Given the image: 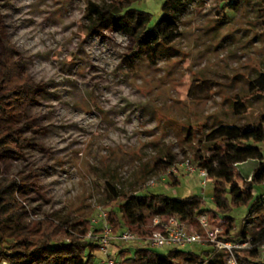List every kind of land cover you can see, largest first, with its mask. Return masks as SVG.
I'll return each mask as SVG.
<instances>
[{
  "label": "rangeland",
  "instance_id": "obj_1",
  "mask_svg": "<svg viewBox=\"0 0 264 264\" xmlns=\"http://www.w3.org/2000/svg\"><path fill=\"white\" fill-rule=\"evenodd\" d=\"M98 1L0 0V31L36 85L25 118L14 125L24 144L16 159L0 160L2 172L22 179L20 199L32 223L94 220L102 207L112 226L111 187L130 196H198L215 210L212 182L204 185L189 167L199 169L198 156L210 155L203 141L213 128L264 118V96L248 90L264 74L262 0H193L177 22L178 37L150 55L118 29L89 31L86 8ZM164 2L140 0L138 7L155 21ZM238 100L244 103L240 115L233 108ZM256 164L240 165L243 177ZM171 175L179 185L171 186ZM214 213L207 214L211 227L225 230ZM226 215L236 226L231 242L253 236L264 226V197ZM129 244L141 246L114 240L111 257ZM208 245L184 250L200 252ZM104 259L96 255L97 264Z\"/></svg>",
  "mask_w": 264,
  "mask_h": 264
},
{
  "label": "trees",
  "instance_id": "obj_2",
  "mask_svg": "<svg viewBox=\"0 0 264 264\" xmlns=\"http://www.w3.org/2000/svg\"><path fill=\"white\" fill-rule=\"evenodd\" d=\"M139 1L89 2L85 13L89 31L118 29L138 49L150 55L178 37L177 22L193 2L165 0L162 15L154 21L153 14L138 7ZM259 11L264 24V0ZM0 44V160L12 161L24 144L14 125L25 118L36 85L22 70L14 56L15 45L2 31ZM263 84L264 74H260L256 81L249 83L248 90L264 96ZM243 106V101H235L234 114L240 115ZM203 147L210 155L198 156L196 163L199 169L206 170L207 179L213 184L215 210L206 209L204 200L198 196L174 198L149 191L130 196L111 187L109 203H115L111 210L114 233L128 230L146 238L152 233L150 225L155 217L161 220L175 217L201 229L199 218L215 212L214 216H222L226 223L219 238L229 241L236 226L226 214L243 206L252 208L264 195V118L258 124L244 127L219 125L205 136ZM249 161L256 162V167L243 177L239 166ZM171 178V186L180 184L176 177L171 175ZM24 190L21 178L5 175L0 167V264H97L96 255L100 251L95 238L101 233L100 225L89 219L69 224L46 218L32 223L30 211L20 199ZM252 237L253 247L233 250L238 264H264V255L256 245L264 241V226ZM223 253L211 243L200 252L170 249L166 255L153 248L129 244L118 248L114 257L123 264H175L178 259L190 260L193 264H227L229 255Z\"/></svg>",
  "mask_w": 264,
  "mask_h": 264
},
{
  "label": "built area",
  "instance_id": "obj_3",
  "mask_svg": "<svg viewBox=\"0 0 264 264\" xmlns=\"http://www.w3.org/2000/svg\"><path fill=\"white\" fill-rule=\"evenodd\" d=\"M192 173L198 172L204 179L203 184L206 185L207 172L203 169H193L189 167ZM251 180V176L248 178ZM264 197V196H263ZM108 214L102 207L98 209V218L92 220L96 225L103 221L101 227V233L96 236L95 240L99 245V251L105 257L101 264H123L121 260H118L110 255V248L114 240L121 241L123 243L137 242L141 244V247L148 248H168L184 250L191 245H203L205 243L213 244L220 251H224L229 255V264H238L234 256V249L251 248L253 237L246 235L241 237L237 242L233 243L230 240L225 241L220 239V235L224 233L222 226L211 227L209 217L203 215L199 218V223L202 229V233H196L191 231L185 223L180 222L175 217H170L166 220H161L159 217H155L150 225L152 233L146 238L139 237L136 233L131 231H122L116 235L113 231V227L108 222ZM93 233L88 234V238H92ZM261 255H264V241L256 244ZM6 264V263H3Z\"/></svg>",
  "mask_w": 264,
  "mask_h": 264
}]
</instances>
